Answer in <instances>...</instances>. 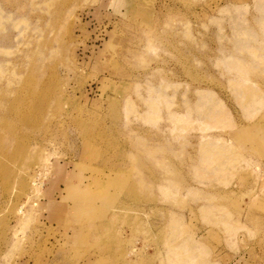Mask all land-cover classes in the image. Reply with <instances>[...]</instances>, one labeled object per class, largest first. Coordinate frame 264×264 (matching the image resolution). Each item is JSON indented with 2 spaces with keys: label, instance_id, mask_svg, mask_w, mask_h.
<instances>
[{
  "label": "rangeland",
  "instance_id": "1",
  "mask_svg": "<svg viewBox=\"0 0 264 264\" xmlns=\"http://www.w3.org/2000/svg\"><path fill=\"white\" fill-rule=\"evenodd\" d=\"M0 264H264V0H0Z\"/></svg>",
  "mask_w": 264,
  "mask_h": 264
},
{
  "label": "bare ground",
  "instance_id": "2",
  "mask_svg": "<svg viewBox=\"0 0 264 264\" xmlns=\"http://www.w3.org/2000/svg\"><path fill=\"white\" fill-rule=\"evenodd\" d=\"M257 94V93H256ZM253 96V95H252ZM258 102V101H257ZM249 103H250V101H249ZM251 103H252V101H251ZM33 186H35V184H34V180H32V182H31V187H32V192L34 193V191H35V187H33ZM40 186V185H39ZM228 233H233V228L231 227V228H228Z\"/></svg>",
  "mask_w": 264,
  "mask_h": 264
}]
</instances>
